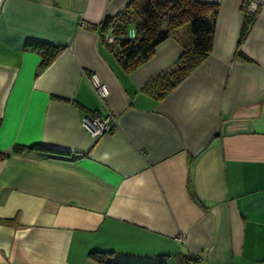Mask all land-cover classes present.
I'll list each match as a JSON object with an SVG mask.
<instances>
[{"label": "crops", "instance_id": "1", "mask_svg": "<svg viewBox=\"0 0 264 264\" xmlns=\"http://www.w3.org/2000/svg\"><path fill=\"white\" fill-rule=\"evenodd\" d=\"M132 1L0 0V264H264V0H198L212 51L162 99L190 28L128 72L100 24ZM28 41L63 50L42 69ZM96 111L114 123L94 142Z\"/></svg>", "mask_w": 264, "mask_h": 264}, {"label": "trees", "instance_id": "2", "mask_svg": "<svg viewBox=\"0 0 264 264\" xmlns=\"http://www.w3.org/2000/svg\"><path fill=\"white\" fill-rule=\"evenodd\" d=\"M219 7L213 3L198 0H133L130 5L115 17H105L100 28L104 37L111 31L114 44H106L112 51H118L123 68L132 72L150 60L156 48L165 42L179 28L188 25L192 37V46L178 59L174 69L158 77L149 90L153 92L158 86L159 94L154 97L162 99L181 84L210 55ZM256 13L244 9V21L239 38L238 56L244 61L251 60L241 51V45L255 23ZM135 31V37L129 32ZM106 38V37H105ZM27 46L40 51L43 56L42 69L62 52L63 48L28 41ZM157 83V84H155ZM21 148H15L20 151ZM0 158L3 156L0 155ZM100 259V256H95ZM187 261L197 260L188 256Z\"/></svg>", "mask_w": 264, "mask_h": 264}, {"label": "built area", "instance_id": "3", "mask_svg": "<svg viewBox=\"0 0 264 264\" xmlns=\"http://www.w3.org/2000/svg\"><path fill=\"white\" fill-rule=\"evenodd\" d=\"M254 9H252V7L249 8V10L253 12ZM111 31L107 34L105 38L108 44H114L116 41L114 36L111 34ZM129 37L132 38L135 37L134 30H131L129 32ZM90 82L100 102L102 103L103 108H105L106 101L110 96V90L108 86L101 81L98 75H92L90 77ZM113 123H114V118L112 115L110 114L103 115L99 111H96V112L87 113L84 116L82 125L83 128L90 134L93 141L97 142L111 133ZM180 242L182 243L183 240L180 239Z\"/></svg>", "mask_w": 264, "mask_h": 264}]
</instances>
